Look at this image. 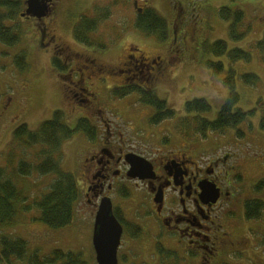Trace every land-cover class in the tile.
<instances>
[{
  "label": "rangeland",
  "instance_id": "obj_1",
  "mask_svg": "<svg viewBox=\"0 0 264 264\" xmlns=\"http://www.w3.org/2000/svg\"><path fill=\"white\" fill-rule=\"evenodd\" d=\"M150 6L167 22L169 36L163 42L147 37L134 28V7L127 4L111 5L107 0L97 4L94 9L85 11L89 17L99 21L96 31L90 34L95 44L92 47L79 44L74 39L73 28L78 22L75 17L69 22L68 17L64 18L62 14V22H55L58 29L53 24L50 29L54 27L57 39L71 47V54L77 53L85 58L96 59L110 68L124 61L128 54V45H133L137 55L142 53L148 57L159 56L166 76L156 82L160 90L155 91L175 112V118L185 116V103L200 99L207 102L211 108L209 113L200 117L214 121L228 98L229 87L225 85V80L232 70L235 90L239 95L236 108L256 113L236 129H227L219 135L209 132L208 139L205 138L206 148L210 149L207 150L208 153L233 151L237 154V165L244 178L243 198H254L264 204V131L259 128L260 120L264 118V107H261L264 105V51L260 53L249 48L250 44L264 40V0H150ZM221 9L229 11L228 19L222 18ZM79 10L78 6H74L75 14ZM235 13L241 14L237 34L246 33V37L240 41H234L229 35V27L235 19ZM174 22H177L179 29L177 26L171 29ZM11 26L19 27L21 41L15 47L0 44V167L11 176L14 184L27 197V201L18 205V214L13 225L4 231L11 237L25 240L28 255L38 253L39 257L45 258L60 250L81 255L84 264H97L92 247V221L87 217L85 203L80 199L74 207V219L70 226L52 230L38 220L40 211L34 203L40 201L49 191L56 175H39L36 167L44 159L41 155L44 147L26 146L15 140L13 133L21 124L27 125L29 131H37L44 121L52 120L57 111L64 114L65 123L73 129L77 121L85 116V112L74 108L69 100L63 79L51 61V57L57 56V53L52 54V51L36 47L38 35L32 21L19 18ZM218 40L226 42L229 50L238 48L249 52L250 61L231 63L226 57L217 58L205 51L204 45H212ZM96 43L104 45V48L96 46ZM23 51L26 53L27 68L20 72L13 64V58ZM73 61V68H77L78 61ZM207 62L222 63L224 71L215 74L213 68L207 67ZM141 65H137L140 77V73H145V67ZM247 74L256 75L259 82L255 86L244 84L241 77ZM91 83V90L98 93L100 98L106 95L107 99L113 100L108 89L105 94L106 88L104 91L98 86L96 88L94 77L88 80L86 85ZM259 100L262 101L261 105H258ZM112 103L114 108L115 102ZM132 103L133 101L127 100L116 103L119 105L116 107L129 117V106ZM141 107L152 112L150 106L136 103L133 114L145 116L147 112ZM138 108L141 109L136 112ZM104 114L112 117L109 111ZM137 126L141 127V123ZM167 129L169 124L158 126L152 143L157 142L158 137L160 139V136H166ZM143 136L146 137L147 134L144 133ZM197 138L202 139L200 135ZM82 141L83 136L77 134L70 141L63 143L60 151L53 155L60 169L71 173L77 182L80 163L77 154L81 150ZM20 162L32 165L33 172L29 177H12L10 174ZM241 217L238 209L231 219L224 220L226 232L231 240L242 243L240 247L235 244L239 250L234 252L230 247H226L218 255V264H264V208L261 219L257 222L242 221ZM244 235L247 236L246 239ZM143 248L141 251L144 256L150 253L147 244ZM130 250L131 253H137L134 246L127 245L121 252L128 254ZM125 259L124 264H139L132 257L126 256ZM143 259L149 261L146 260L148 257ZM166 261L168 264V260ZM14 263L26 264V261Z\"/></svg>",
  "mask_w": 264,
  "mask_h": 264
},
{
  "label": "flooded vegetation",
  "instance_id": "obj_2",
  "mask_svg": "<svg viewBox=\"0 0 264 264\" xmlns=\"http://www.w3.org/2000/svg\"><path fill=\"white\" fill-rule=\"evenodd\" d=\"M102 1L43 0L47 10L44 16H37L40 14L37 12L34 16L23 17L30 19L37 31L36 47L57 53V56L51 57L52 64L55 59L67 67L66 72L60 73L63 85L72 106L85 112L80 119L89 122L90 134L79 133L83 136L81 150L77 154L80 160L77 182L80 201L85 203L92 227L100 205L110 202V214L122 228L117 251L118 264H124L126 256L139 264H166L167 261L157 253V247L175 255L171 257L173 261L168 260V264H216L218 255L226 247L234 252L239 250L242 243L231 240L224 223L238 209L242 221L246 220L245 204L250 201L243 198L244 178L237 165L238 156L233 151L208 153V138L194 141L183 139L175 133L170 119L152 125L150 120L155 114L152 107V112L141 107L147 112L145 116L133 114V108L141 102L142 96L132 92V89L155 93V90H160L156 82L164 79L166 73L159 56L137 55L133 45H128L124 61L110 68L96 59L71 54V47L57 39L54 31L58 29L57 22H62V14L64 18L68 17L69 22L73 17L77 21L82 18L94 19L85 11L94 9ZM107 1L111 5L134 7L137 0ZM148 1L137 3L134 7L136 15L142 12V5ZM74 6L80 9L76 14L70 13ZM26 9L24 0L20 14ZM138 9L141 11L138 12ZM52 24L55 28L50 29ZM73 59L78 61L77 68H73ZM139 63L145 67V73H140L141 77L137 70ZM92 77L96 79V88L98 86L103 91L106 88L105 94L108 89L113 100L108 98V101L106 95L100 98L98 93L91 90L93 83L86 85ZM121 89H128L130 93L124 98L113 96L115 90ZM127 100L133 101L129 106V117L116 107L119 106L116 103ZM112 102H115L114 108ZM106 111L112 115L111 118L104 114ZM140 123L141 127L137 126ZM164 124H169L166 136H160L157 142L152 143L157 127ZM137 158L147 164L140 162V176L132 177V163ZM136 233L138 237H134ZM145 244L150 249L146 256L141 251ZM126 245L134 246L137 253H131V250L128 254L122 253ZM144 257H148L146 260L149 261H144Z\"/></svg>",
  "mask_w": 264,
  "mask_h": 264
},
{
  "label": "trees",
  "instance_id": "obj_3",
  "mask_svg": "<svg viewBox=\"0 0 264 264\" xmlns=\"http://www.w3.org/2000/svg\"><path fill=\"white\" fill-rule=\"evenodd\" d=\"M23 1L0 0L1 45L15 47L20 43L19 27L11 26V24L19 18L24 19L23 17L26 16V11L20 14L23 8ZM59 13H61V9ZM70 13L75 14L73 11ZM220 14L224 20L230 16L227 9H221ZM234 16L235 19L229 27V35L234 41H240L246 37V33L237 34L241 24V14L235 13ZM101 17L103 16L101 15ZM98 22L95 18H82L79 20L73 28V37L76 42L86 47L95 45L90 38V34L96 31ZM133 26L147 37H153L160 42L167 40L169 36L166 20L150 6V1L146 5H142V12L136 15ZM172 27H176L175 22L171 29H173ZM97 45L100 48H104V45L100 43H96ZM204 48L206 52L212 53L217 58H228L231 63L238 61L248 62L251 59L249 52L238 48L229 50L226 42L221 40L214 42L212 45H204ZM249 48L262 53L264 51V40L257 41L254 45L250 44ZM13 64L18 71H25L27 68L26 53L24 51L18 53L13 58ZM206 65L208 68H213L215 74L224 71V66L220 62H207ZM53 66L59 73L67 71V67L62 66L55 59L53 60ZM229 73L228 78L225 80V85L229 87V95L214 121H208L200 117V115L211 111L209 104L203 100L196 99L185 103V116L183 118H175V112L155 92L142 91L140 89H132V92L142 96L140 103L155 110V114L150 120L152 125L169 119L173 121V124L175 121L173 126L175 133L181 138L191 141L199 135L205 138L209 132L219 135L227 129H236L240 124L255 115L256 112L254 111L245 112L236 108L239 102V95L235 90L232 70ZM241 80L244 84L250 86H255L259 82L258 77L254 74L243 75ZM128 91V89L115 90L113 96L124 98L130 93ZM261 104L262 101L259 100L258 105ZM261 107H264V105ZM259 128L264 131V118L260 120ZM79 133L87 136L90 134L89 122L80 119L77 121L75 128L72 129L65 123L64 114L60 111L53 114L52 120L44 121L37 131H29L27 125L21 124L13 133L14 139L19 140L18 142L21 141L26 146L41 145L44 147L41 150V155L44 156V159L36 167L39 175H56V179L50 185L49 191L41 197L40 201L34 203L40 211L38 220L52 230L64 229L71 225L74 219V207L81 195L75 177L71 173L62 171L58 163L53 159V155L60 151L63 143L71 140ZM32 172V165L20 162L16 169H12L10 174L12 177L20 176L24 178L29 177ZM26 201L27 197L14 184L11 176H9L7 171L5 172L4 168L0 167V264H15V261H26V264H84L81 255L64 253L60 250L54 251L51 256L45 258L39 257L38 253L28 255L26 241L21 238L11 237L4 231V229L13 225L18 214V205L24 204ZM245 208L246 220L259 221L261 219L264 208L262 201H247ZM138 236V233L134 234V237ZM157 253L162 255L163 260H170L171 257L175 256L172 252L162 251L160 247H157Z\"/></svg>",
  "mask_w": 264,
  "mask_h": 264
},
{
  "label": "water",
  "instance_id": "obj_4",
  "mask_svg": "<svg viewBox=\"0 0 264 264\" xmlns=\"http://www.w3.org/2000/svg\"><path fill=\"white\" fill-rule=\"evenodd\" d=\"M26 5L27 16H34L37 12H40L37 16H44L47 13L43 0H27ZM134 6H137V2L134 3ZM140 11L138 9V12ZM137 159H134L135 162L132 163V177L140 176L138 174L140 162L147 164L143 159ZM110 208V202H103L95 217L92 245L97 264H118L117 250L120 245L122 228L115 217L110 214Z\"/></svg>",
  "mask_w": 264,
  "mask_h": 264
}]
</instances>
